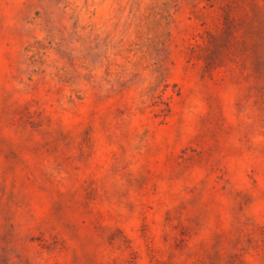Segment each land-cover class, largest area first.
Listing matches in <instances>:
<instances>
[{"label": "rangeland", "instance_id": "obj_1", "mask_svg": "<svg viewBox=\"0 0 264 264\" xmlns=\"http://www.w3.org/2000/svg\"><path fill=\"white\" fill-rule=\"evenodd\" d=\"M0 264H264V0H0Z\"/></svg>", "mask_w": 264, "mask_h": 264}]
</instances>
